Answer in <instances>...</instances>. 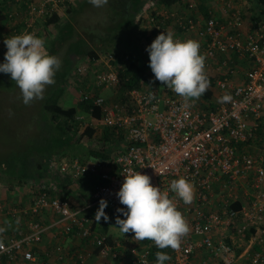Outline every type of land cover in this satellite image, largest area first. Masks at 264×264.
Returning <instances> with one entry per match:
<instances>
[{
	"label": "built area",
	"instance_id": "1",
	"mask_svg": "<svg viewBox=\"0 0 264 264\" xmlns=\"http://www.w3.org/2000/svg\"><path fill=\"white\" fill-rule=\"evenodd\" d=\"M60 2L31 0L28 17H42ZM230 3L223 5V12L229 10ZM197 10L196 4H191L172 15L180 29L155 27L159 34L171 31L174 39L199 42L200 53L206 58L205 72L215 76L217 92L211 99L215 106L200 98L185 105L164 87L132 88L123 101L95 96L93 103L102 107V115L92 124L115 129L121 135L112 147L113 159L93 158L87 163L79 158L52 157L49 167L74 180L98 177L90 202L73 208L67 199L53 196L40 184L28 206L6 210L31 220L28 229H17L9 238L0 239V264L36 262L32 246L53 229L56 237L77 234L89 245L69 251L58 243L59 259L69 256L76 264H87L98 254L121 264H154L152 241L126 243L112 237L110 242L107 233L92 228L95 218L88 207L101 199L110 206L120 205L116 193L127 169L149 175L153 186L169 192L188 223L189 233L179 250L169 248L171 260L165 264H264V26L251 29V23L243 25L239 13L224 25L215 18L216 13L209 11L205 20L195 15ZM159 15L164 20L171 16L165 8ZM148 17L150 22L155 19L151 13ZM26 23L32 26L30 20ZM100 60L105 69L94 79L95 85L118 86L113 54L95 57L93 63ZM88 67L83 64L78 71L86 72ZM226 95L230 100L222 102ZM181 177L194 187V200L188 205L170 190V182ZM236 202L239 208L233 207ZM1 209L5 210L4 206ZM47 211L55 218L47 223L37 220Z\"/></svg>",
	"mask_w": 264,
	"mask_h": 264
},
{
	"label": "trees",
	"instance_id": "2",
	"mask_svg": "<svg viewBox=\"0 0 264 264\" xmlns=\"http://www.w3.org/2000/svg\"><path fill=\"white\" fill-rule=\"evenodd\" d=\"M137 1L139 2L141 0ZM152 1L153 4L152 7H150L147 3L148 0H142V2L148 6V9L146 12L141 14L140 20L145 21L146 26H172L176 29H180L176 24L172 22V15L179 11V9L175 10L174 7L180 5L183 0ZM223 1H226L227 3L231 2V5L229 10H227L226 12L222 11V8L224 7L222 6V8L219 9L220 13H216L215 18L220 22V24L227 25L228 21L233 17V14L239 13L243 25L246 26L247 23H251V29H254L256 25L258 26L259 24L264 26V0ZM30 2L31 0H0V30L6 27V24H10L15 20V18H17V15L15 16L14 11L9 9L10 4L16 5V13H19V15L21 13H24L25 11L26 13H24V15H28L27 8ZM134 2H136V0ZM81 5L82 2H78V4L76 3L74 5L73 3L66 0V13L63 14L61 11V9L63 8L61 6L64 7V4L60 2L59 6L54 11L42 17H34V21L32 22V26L30 27L27 26L26 21L33 19L31 17H27V19L29 20H22L17 23L15 22L14 30H12L11 32L12 36L19 35L25 27L26 29L24 32H31L33 26H38L39 22L37 20L41 19V25L42 27H44V30L47 31L51 36H53L52 39H49V42L47 44V50L49 54L54 55L62 47H65V54L63 56L62 64L63 68L62 70L59 69L56 72V75L54 77L55 84L53 85L55 88H58L57 90L61 94L64 92V88L62 87L63 84L73 73L74 69L79 73H85V80H87V78L93 79V74H90L92 72L91 68L94 64L93 59L99 56V51L108 52V50H106L103 46H100L97 49L96 46L89 45L87 43V40L80 33H78L73 17L75 18V16L78 17V15H80L79 9ZM162 8H165L170 12L171 16L166 20H164L161 15L157 16V13L160 12V9ZM142 9L144 8H138L139 13ZM209 11V8L204 9L203 15L205 20L210 17ZM211 12H214V10H212ZM149 13H151L152 18H155L152 22L146 21V19H149ZM37 29L38 28H35L34 34L36 35V37H39V32H36ZM239 32H243V29L241 27L239 28ZM157 33L159 35V32ZM97 50L99 51L97 52ZM112 54L115 59L117 55H119V52L112 50ZM87 58H91L89 62L86 61ZM235 59L238 60L237 58ZM149 63V58L143 61L135 58L130 60L124 67L118 69V75L120 78L118 91L120 95L118 96L117 100H126L127 93L132 88L164 87L169 94H175L171 89L167 88L165 85L161 84V82L155 79L154 74L149 67ZM83 64L89 65L88 70L86 72L78 71V68ZM231 64L233 65V63ZM206 75L210 81V86L207 91L200 97V99L204 102H208V105L210 107H214V101H212L211 99L217 92L214 83L215 76H212L208 73H206ZM85 80V83L83 85H86L88 82V80L87 82ZM94 85H89L84 89L85 91L83 92L87 94L86 98H83V93L80 100L68 107H65L64 105L59 103V100L45 101V103H42V110H46L50 114V117L46 121L47 124H49L50 131L46 133V136L42 137V141L45 140L44 143H46L47 146H44L43 143L42 147L39 150L35 149L34 147H31L30 149H25L23 147L22 149H19L14 153H10L7 157H4V159L0 162V181L3 182V180H5V183L8 184V187L10 189H13L15 186L24 185L28 179L40 181L41 178L47 176L49 177V181L46 182L45 189L50 194L67 199L73 208H78L84 205V201H82L81 195L69 192L67 190L68 186L70 184H73V182L70 183V181L73 180L70 176H63L56 170L52 175L48 170L51 164L50 159L56 155L60 157L64 156L69 158H79V160L82 162H86L91 157L103 161H110V159H113L114 155L112 147H114V143L121 138V135L118 134L115 129L102 127L100 125L94 126L92 122L87 119L91 118L92 120H95L97 122L102 115V107L94 104L93 100L95 96L103 95L99 90H102L106 87L95 85L97 88L96 90H94L92 89ZM105 99L107 101L109 100L106 97ZM79 115L84 116L78 117ZM40 125L44 126V122ZM98 130L100 131L97 135ZM84 136H88L89 138L97 137L98 140L101 141V145L91 147L90 144L88 145L87 143L82 141V138ZM82 148L88 150L87 152L89 158L87 157V152L84 153ZM52 179H54L55 182H53L52 185H49L52 182ZM79 181L83 182L85 180L84 178H80ZM86 182V184L91 187V190L94 185L99 182V178L95 176L90 177ZM233 207L239 208L240 204L236 202L234 203ZM118 208H125V210H127L126 207L122 204L111 206V210L114 214L123 217L121 213H118L116 211V209ZM99 227L100 225H98L94 220L92 228L99 229ZM99 230H101V227ZM107 238L110 242L112 241L111 235H108ZM95 251L97 252L98 249H96ZM157 251H164L168 254L170 250L169 248L160 250L154 245V248L151 249L150 256L154 264H156L155 253Z\"/></svg>",
	"mask_w": 264,
	"mask_h": 264
},
{
	"label": "clouds",
	"instance_id": "3",
	"mask_svg": "<svg viewBox=\"0 0 264 264\" xmlns=\"http://www.w3.org/2000/svg\"><path fill=\"white\" fill-rule=\"evenodd\" d=\"M89 3L99 8L106 5L108 0H89ZM142 11L145 9L140 14ZM4 44L7 51L5 62L0 64V72L10 74L25 105L42 100L46 87L55 84L54 77L61 67V60L49 54L45 41L34 33L10 36L4 40ZM146 51L155 79L181 97L185 105L195 103L209 88L210 81L205 72L206 58L200 53L198 41L174 39L171 31H163ZM228 100L230 97L227 95L222 98V102ZM123 176L124 182L116 195L127 210L116 209L124 218L117 216L115 224L118 227H115L124 235L134 233L133 239L136 241H152L160 250H179L183 237L190 229L169 192H162L159 187L153 186L151 177L139 171L127 169ZM170 190L186 205L194 200V187L183 177L173 179ZM107 207L108 202L101 199L95 214L98 225L101 218L106 222L109 220L105 212ZM155 257L156 264L171 260V256L164 251H157Z\"/></svg>",
	"mask_w": 264,
	"mask_h": 264
},
{
	"label": "rangeland",
	"instance_id": "4",
	"mask_svg": "<svg viewBox=\"0 0 264 264\" xmlns=\"http://www.w3.org/2000/svg\"><path fill=\"white\" fill-rule=\"evenodd\" d=\"M67 1L73 4L82 2L79 9L80 15H78L76 19L75 27L78 33H80L87 40L89 45L96 46L97 49L98 47L103 46L106 50H108V52H100L97 50V52L99 51L98 57L103 58L106 54L112 53V50L119 52V55L115 58L116 69L124 67L132 59L138 58L143 61L149 58V53L146 51L147 48L145 47V44H147V46L151 45L152 34L148 32L146 35V29H136L141 16L138 8L143 7L145 10L148 9V6L144 4L142 0L139 2L137 0L136 2H134L135 0H133V2L132 0H108L106 5L99 8L90 4L89 0ZM65 2L66 0H61V3L64 4V7L61 6L63 8L61 9L63 14L66 13ZM15 9L17 8H13V11L15 16L17 15V18L11 24L2 29L6 34H4L3 31H0V39L2 40V44L0 45V64L5 62L4 56L7 51L4 40L12 36L11 32L14 30L15 22L17 23L22 20H29L27 19L29 15H24V13L19 15V13H16L17 10ZM30 21L33 22L34 19H31ZM37 21L39 22L38 26H33L32 31L27 33H34L35 28H38L36 31L39 32L38 38H42L45 41V46L47 48L49 39H52L53 36L44 30V27L41 25V19H38ZM25 29L26 27L20 34L25 33ZM147 30H152L150 25H148ZM141 33H143V35H141ZM147 39H149V41H147ZM64 54L65 47H62L54 54L61 60V67L59 68L61 70L63 68L62 64ZM94 63L95 64H93L92 67L93 71L90 73L93 74V79H95L96 76L99 75V73L105 68L104 63L101 60L98 64L96 62ZM85 78V73H79L74 69L73 73L62 86L64 88V92L62 94L57 90L58 88L50 85L46 87L44 98L42 100H35L30 105H25L22 101L20 90L16 86L15 82L12 81L10 74L0 72V162L10 153H14L23 147L25 149L34 147L39 150L45 141H42V137L46 136V133L50 131L49 124L46 122L50 117V114L46 110H42V103H45V101L59 100V103L65 107L75 104L81 99L82 92L85 91L84 89L89 85H94L95 83L91 77V79L87 78L88 82ZM84 80L87 82L86 85H83L85 83ZM96 88L97 87L95 85L92 87L94 90H96ZM99 91H101L100 93L109 99L108 101L117 100L120 95L118 86H115L114 88L106 87L102 90L100 89ZM87 119L93 124L97 123L91 118ZM43 122L44 126H41L40 124ZM99 131L100 130L97 131V135L99 134ZM82 141L88 145L90 144L91 147L101 145V141H99L97 137L89 138L88 136H84ZM44 146H47L46 143H44ZM82 149L84 153L88 151L85 148ZM53 157L60 159V156L58 155ZM90 161L91 160L89 158L86 162L89 163ZM48 171L52 175L55 173V170H50V168ZM73 180L70 181V183L73 182ZM47 181H49V177L47 176L41 178L40 181L28 179L24 185L15 186L13 189L8 187L5 180H3V182L0 181L1 206H3L4 202H10L11 206L16 205L18 208L28 206V203L34 194L32 192L36 191V185L39 183L46 184ZM74 183L75 191L81 195L82 198H84V196L88 198L87 200L90 202L91 198L89 193L91 191L88 185H84L86 182L74 180ZM6 199L7 201H5ZM98 208L99 202L93 204L91 203L88 212L90 211L91 215L95 218ZM0 212H6V210H1ZM105 212L108 215L109 220L106 222L103 218H101L99 222L101 227L100 231H104L114 238L123 239L126 243H130L133 240L136 241L133 239L134 233L129 232L124 235L119 231L117 228L118 226L115 224V220L116 217L120 215L114 214L109 204L105 209ZM6 213L7 214L2 215V217L6 218L3 219L6 222L7 220L8 222H16L17 217H20L13 216L9 212ZM120 218L123 219L124 217L120 216ZM109 261L110 264L116 263L114 259H109ZM108 263L109 262L103 261V264Z\"/></svg>",
	"mask_w": 264,
	"mask_h": 264
},
{
	"label": "crops",
	"instance_id": "5",
	"mask_svg": "<svg viewBox=\"0 0 264 264\" xmlns=\"http://www.w3.org/2000/svg\"><path fill=\"white\" fill-rule=\"evenodd\" d=\"M224 2H226V1H223V0H183L180 5H178L174 8H175V10L179 9L180 11H183V10H186L187 8H189V6L191 4H196V6L198 7V10H197V12H195V15L198 14V16L204 17L203 13H204L205 8H209L210 11L214 10L215 13H220L219 9L222 8V6L225 4ZM147 3L149 6H151L153 4V1L148 0ZM75 4L76 3H74V5ZM15 7H16V5L10 4L9 9L13 10V8H15ZM76 7H77V5H76ZM73 19L76 22L77 17L75 16V18L73 17ZM146 21L149 22V19L148 20L146 19ZM138 23L139 24L136 26V29L137 30L146 29V31H145L146 35L148 32L150 34H152V42H153L155 40V38L158 36V33L155 30L154 26L150 25L152 30L148 31L147 30L148 25L146 26L145 21H141L139 19ZM7 25H9V24H6V26ZM0 31H3V30H0ZM4 34H6V33L4 32ZM141 35H143V33H141ZM147 41H149V39H147ZM145 47L148 48L149 46H147V44H145ZM92 159H93V157L90 158L91 161H92ZM90 177H93V176L86 175L82 178H84V180L86 182L87 179H89ZM53 182H55L54 179H52V182L49 185H52ZM74 185H75V183L73 181V184H70L68 186L67 190L69 192L78 194L75 191ZM84 185L86 186L87 184H84ZM39 186H40V183L36 185V187H39ZM88 187L91 188L89 185H88ZM90 196H91V192H90ZM2 199H3V197H2ZM87 199L88 198H86L85 196H84V198H82V201H84V205L88 203ZM5 201H7V199ZM30 201H31V199H30ZM5 203L6 202H4V204H3L5 210H9L11 208H18V207H16V205L11 206L10 202H7L6 204ZM0 206H1V204H0ZM1 208H2V206H1ZM88 208L90 209V206ZM1 210L3 211V209H1ZM3 214H7V213L6 212H0V239L9 238V236L11 234L15 233L17 229H23V230L28 229L29 222L31 220L30 218H26V216H24V217L20 216V217H17L16 222H14V221L8 222V220L6 222L5 220H3V219H6V218L2 217ZM15 216H17V215H15ZM53 218H55V214L52 211H47V212H44V213L37 216V219L42 223H47L48 221L52 220ZM7 235H8V237H7ZM58 243H61L62 245H64L65 248L69 251L74 250V248H78V247H82V246L83 247L89 246V245H87V242L85 240H83L82 238H80L77 234H67L64 237H59V236L56 237V235L54 234V229L48 230L42 236V240L32 246L33 253L37 257L36 262H28V263L24 262L23 263V262L19 261L18 264H76L75 260L73 261V259L70 258L69 256H66L64 259H59L58 254L56 253V250H55V245ZM103 261L109 262L108 264H110L109 260L101 258L98 254H93L91 256V258L88 259L87 264H103ZM115 264H121V261L116 262Z\"/></svg>",
	"mask_w": 264,
	"mask_h": 264
},
{
	"label": "bare ground",
	"instance_id": "6",
	"mask_svg": "<svg viewBox=\"0 0 264 264\" xmlns=\"http://www.w3.org/2000/svg\"><path fill=\"white\" fill-rule=\"evenodd\" d=\"M31 22V21H30Z\"/></svg>",
	"mask_w": 264,
	"mask_h": 264
}]
</instances>
